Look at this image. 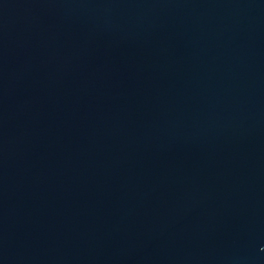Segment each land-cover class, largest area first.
I'll return each mask as SVG.
<instances>
[{"label": "water", "instance_id": "1", "mask_svg": "<svg viewBox=\"0 0 264 264\" xmlns=\"http://www.w3.org/2000/svg\"><path fill=\"white\" fill-rule=\"evenodd\" d=\"M0 264H264V0H0Z\"/></svg>", "mask_w": 264, "mask_h": 264}]
</instances>
